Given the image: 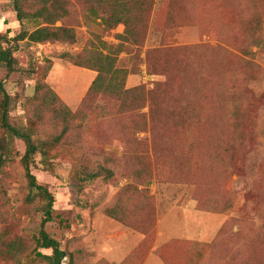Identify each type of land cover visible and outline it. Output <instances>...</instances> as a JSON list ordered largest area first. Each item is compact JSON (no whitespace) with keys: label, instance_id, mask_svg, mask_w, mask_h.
Segmentation results:
<instances>
[{"label":"rangeland","instance_id":"obj_1","mask_svg":"<svg viewBox=\"0 0 264 264\" xmlns=\"http://www.w3.org/2000/svg\"><path fill=\"white\" fill-rule=\"evenodd\" d=\"M11 1L0 0V33L9 37L19 31ZM170 1L153 0L147 30L135 36L136 41H125L120 37L122 24L104 30L78 0H70L72 14L66 23L76 28V42L22 45L14 55L18 70L9 75L0 71L13 97L14 125L27 121L31 107L26 99L39 76L26 70L32 61L45 65L46 57L51 64L45 81L71 111L79 107L96 75L86 65L109 50L106 43L121 44L115 56L125 72V88L150 91L157 83L175 81L179 74L174 64L201 73V87H195L193 78V87L185 91L188 101L179 119L165 116L161 99L165 117L164 131L160 127L155 134L158 161L151 150L148 101L130 111L125 128L119 129L111 113L119 102L100 97L87 105L93 118L75 119L82 127L53 147L47 163L34 157L30 171L52 194L59 215L45 229L67 252L65 263L264 264V0H184L183 9ZM63 52L74 54L81 65L59 58ZM151 62L154 69L148 66ZM223 85L227 93L219 92ZM192 101L200 112L208 101L211 109L219 101L232 105L235 118L223 119L216 131L223 128L225 140L232 141L218 146L213 133L195 129ZM144 137L145 143L134 141ZM23 152V142L15 140L13 162L0 175V235L16 239L11 250L17 253L14 259L0 257V264H30L32 237L40 226L38 202L24 201L30 191L19 162ZM211 158L217 169L210 170L216 173L204 167ZM141 161L153 168L147 185L130 175ZM84 166H102L113 174L80 186L73 169ZM130 184L139 192L127 191ZM216 184L220 196L232 204L220 212L210 211L195 197L210 198ZM109 212H125L121 217L134 227Z\"/></svg>","mask_w":264,"mask_h":264},{"label":"trees","instance_id":"obj_2","mask_svg":"<svg viewBox=\"0 0 264 264\" xmlns=\"http://www.w3.org/2000/svg\"><path fill=\"white\" fill-rule=\"evenodd\" d=\"M78 1L90 17L99 19L98 24L102 25L104 30H111L117 25L122 24L124 31L120 37L125 41H136L135 36L144 34L147 30L148 20L153 8V0ZM169 3L176 4L181 9L184 8L180 6V4L184 3V0H171ZM10 4L19 24V31L11 37L6 33H0V71L4 70L9 75L18 70V62L14 55L20 51L22 45L30 47L33 44L46 42L69 44L76 42L78 38L76 28L72 24L66 23L72 14L70 0H12ZM56 22H61V25L56 26ZM104 47L109 50L106 53L99 52L86 65V67L96 71V75L81 104L75 111H71L45 81V76L51 64L50 58H44V63L46 64L41 66L36 65L32 61L26 70L28 74L39 73V76L34 81L32 95L26 99V102L31 107V111L27 121L23 124L14 125L11 122L10 112L13 108L11 106L13 97L7 92L4 80L0 79V175L3 173V169L13 162V142L21 140L24 144V152L19 162L24 171V178L30 191V194H26L24 201L26 203L37 201V210L41 212L39 230L32 237L34 246L30 253H28L30 260L28 263L30 264L35 262H38V264H71L64 262L67 252L61 248L59 241L52 237L45 229V226L53 222L59 215L55 214L52 194L45 187L37 184L35 176L30 171L34 157L39 155L40 160L43 163H47L49 152L53 147L67 138L66 136L77 132L82 127L79 122L74 123L75 119L81 121L86 118V120L90 121L93 118L87 113V105H93L96 97H100L119 102L115 104L114 110L111 111L119 129L125 128L128 120L126 121L124 118H129L128 113L130 111H134L136 107L143 105L144 100L148 101L149 125H151V150L153 148L155 161H158L159 155H156L157 153L154 151L156 149L155 134L160 127L164 131V117L168 116L172 119L173 117L179 119V117L183 116V112L180 111L188 101L183 96L188 88L193 87V82H191L193 78L195 87H201L200 72L196 74L195 70L192 74L184 65L179 64L176 66L174 64L176 68L175 72L179 74L175 78V81H169L168 84L157 83L155 88L150 91H145L142 86L125 88V72L116 65L115 56L120 52L121 44L106 43ZM58 57L74 60L75 55L63 52ZM74 61L77 65H81L79 61ZM154 63L151 62L148 66L154 69ZM212 71L217 73L215 68ZM221 74L219 72L218 76H221ZM209 82L210 80L208 79ZM167 90H169L168 93ZM164 92L174 95L176 97L175 100H171ZM219 92L227 93L224 85L223 90ZM194 94L199 97L198 93ZM162 98L165 100V109H167L165 116L163 114ZM209 101L204 108H201V112L195 106V102L193 103L192 101L194 109L192 116L195 118L190 117V119L193 121L192 125L195 129L210 131L215 136L216 144L222 146L227 141H232V139L225 140L223 128L219 132L216 131L218 130V126L223 123V119L226 117L227 119L230 117L235 118L233 113L230 112L232 105H225L219 101L211 109V106L208 104ZM86 108L87 110L85 111ZM124 112L126 114L120 117ZM179 122L181 124L185 123L184 120ZM232 126L237 131V125L234 120ZM139 131L145 132L146 128H141ZM147 140L148 138L144 137L142 139L136 138L134 141L141 143ZM129 154L133 156V153ZM212 161L213 158L206 160L204 167L216 173V170H210L217 169L216 166L212 165ZM126 168L130 170V167ZM132 169L133 166L131 167L130 175L134 177L136 183L147 185L150 182L149 178L153 175V168L148 162L141 161L138 166ZM73 170V180L80 186L91 183L98 178H109L113 174V170L103 168L102 166H94V168L84 166L81 169L74 168ZM216 185L218 186L217 189L213 185L209 191L211 194L210 198L200 199L198 194H195V197L202 205H206L210 211L220 212L225 208L232 207V204L231 200L225 195L221 194L220 196L218 192L220 185ZM127 191L139 192L137 186L131 184L127 186ZM124 214L125 212L120 214L109 212V215H113L117 219L120 217V220L124 224L134 227V223L128 222L124 217H121ZM15 243L16 239H6L4 234L0 235V257L14 259L17 253H13L11 249ZM42 249L50 250V252L43 253L41 252ZM17 264H20L19 260H17Z\"/></svg>","mask_w":264,"mask_h":264}]
</instances>
